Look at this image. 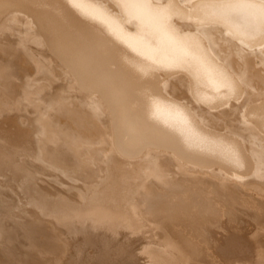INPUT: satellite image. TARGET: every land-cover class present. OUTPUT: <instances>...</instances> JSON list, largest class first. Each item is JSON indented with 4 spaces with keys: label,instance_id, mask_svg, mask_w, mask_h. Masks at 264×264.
Here are the masks:
<instances>
[{
    "label": "bare ground",
    "instance_id": "obj_1",
    "mask_svg": "<svg viewBox=\"0 0 264 264\" xmlns=\"http://www.w3.org/2000/svg\"><path fill=\"white\" fill-rule=\"evenodd\" d=\"M0 264H264V0H0Z\"/></svg>",
    "mask_w": 264,
    "mask_h": 264
},
{
    "label": "rangeland",
    "instance_id": "obj_2",
    "mask_svg": "<svg viewBox=\"0 0 264 264\" xmlns=\"http://www.w3.org/2000/svg\"><path fill=\"white\" fill-rule=\"evenodd\" d=\"M86 251L91 252V250H86ZM84 253H86V252H84Z\"/></svg>",
    "mask_w": 264,
    "mask_h": 264
}]
</instances>
